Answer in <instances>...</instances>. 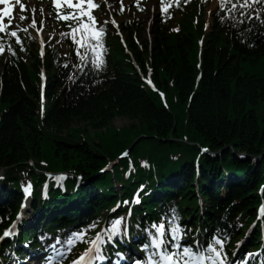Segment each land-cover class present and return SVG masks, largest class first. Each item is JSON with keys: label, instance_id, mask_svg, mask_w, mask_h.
<instances>
[{"label": "trees", "instance_id": "1", "mask_svg": "<svg viewBox=\"0 0 264 264\" xmlns=\"http://www.w3.org/2000/svg\"><path fill=\"white\" fill-rule=\"evenodd\" d=\"M168 11L171 16L162 14L151 40H139L135 33L140 28L126 25L128 49L115 37L102 70L90 66L78 70L68 43L55 44L41 60L34 42L23 45V50L10 42L15 55H0V171L6 170L4 180L14 190L2 191L0 224L15 211L23 172L35 187L44 180L37 169L83 176L87 183L74 196L81 199L83 194L86 202L96 199L98 203H87L93 215L117 199L114 180L123 197L140 184L162 192L157 194L161 201L150 195L142 208H134L132 231L168 209L190 218L198 207V190L208 206L203 217L195 212L191 223L196 226L197 221L205 235L216 228L226 232L230 244L242 235L264 198L258 187L264 183V25L253 17L249 33L247 24L222 23L215 12L206 30L204 6L196 0L172 4ZM149 72L154 90L143 81ZM115 118L131 123L114 128ZM141 136L130 158L114 167V179L110 172L99 173ZM200 146L221 153L211 157L201 153ZM141 160L149 163L147 169L141 168ZM128 163H133L130 171ZM126 169L130 174L124 179ZM223 174L234 183L224 198L219 182ZM210 181L213 188L208 192L203 184ZM34 204L38 208L42 201L36 198ZM55 227L39 217L36 229L28 232L51 233ZM26 233L25 240L37 246V238ZM252 236H258L257 231Z\"/></svg>", "mask_w": 264, "mask_h": 264}, {"label": "snow or ice", "instance_id": "2", "mask_svg": "<svg viewBox=\"0 0 264 264\" xmlns=\"http://www.w3.org/2000/svg\"><path fill=\"white\" fill-rule=\"evenodd\" d=\"M134 2L139 7V0H134ZM183 2L188 3L189 0H183ZM16 3L19 5L21 11L25 10V4L21 0H16ZM52 3L57 13L56 19L69 22L66 24L69 31L62 32L61 36H70L76 46V54L80 60V63L76 67L82 69L83 65L90 63L95 70H102L106 64V45L103 37L106 34L105 25L107 21L101 24L93 15L92 10L99 6L98 0H52ZM173 3L174 0H168L167 4L165 0H160L161 13H166L170 17L171 13L168 11V8ZM0 4L4 5L3 8H0V32H5L8 29L7 25L3 23V18L8 17L9 24L13 22V6L9 0H0ZM262 4H264V0H218L217 15L222 23L231 21L233 27L247 24L248 27L245 31L250 33L254 26L253 17H255V21H258L260 25H264V7H260ZM176 6H179L178 2ZM33 11L35 12V8ZM121 11H123V0H121ZM209 11L211 12V10ZM41 12H43V9H41ZM20 19L23 20L26 17L21 15ZM31 23L32 26L36 25L37 21L35 18ZM39 23L43 24V21L41 20ZM112 23L116 25L114 19ZM205 27H207V24ZM10 35L16 39L17 43H21L17 30H11ZM0 39L3 38L0 37ZM21 50H23L22 45ZM4 51V45L0 44V54H3ZM7 52L10 55H15L10 45L7 47ZM41 55H43V52ZM149 71H151V68H149ZM69 78L71 79V77ZM148 83L152 84L151 79H148ZM163 95L161 93V96ZM48 175L51 176L52 174L49 173ZM63 178L64 174L57 176V182ZM31 187L30 183L24 187L26 194L30 192ZM142 187L143 185H141ZM262 191H264V186H262ZM133 202L139 203L138 195L134 197ZM122 203L128 204L130 202L123 201ZM116 207L118 208L119 204ZM112 211L115 212L116 209L114 208ZM19 218L20 214H18L17 220ZM124 219L121 216L112 218L104 228L95 233V237L92 239H87V232L84 229L74 230L63 240L57 237L49 245L53 255L46 258V264H54V262L62 260L66 253L71 252L72 247L77 242L86 243L88 246L70 264H100V262L108 261H110V264H121V261L126 260V254L121 251H115V259L113 260L111 255L107 253L106 246L114 244L116 238L127 235ZM262 219H264V203L260 205L257 214V220ZM180 220L181 218L177 214L176 209L173 208L169 212L162 214L159 222L154 221L150 224L149 228L144 229L148 236V239L140 245L144 257L134 260L133 264H236V261L229 258V254L225 249L228 239L226 232L217 229L208 237L201 238L197 234L188 241L190 229L183 225ZM15 224L16 221H13L12 226L6 229L3 235H11ZM95 227L97 225L94 222L86 226L87 229ZM197 231L199 232V230ZM2 238L0 237V239ZM58 244L62 245L60 249L56 247ZM234 255L235 253H233ZM254 255L255 253L247 254L249 258Z\"/></svg>", "mask_w": 264, "mask_h": 264}, {"label": "rangeland", "instance_id": "3", "mask_svg": "<svg viewBox=\"0 0 264 264\" xmlns=\"http://www.w3.org/2000/svg\"><path fill=\"white\" fill-rule=\"evenodd\" d=\"M157 0H147L146 4L141 5L140 8L141 10H137L136 5L133 4L134 0H124L123 1V7L126 8L125 13L124 14H120L119 9H120V0H98L99 6L95 12V16L101 21V23L108 21L109 18L111 17V15H113L114 20L116 21V24L120 25V24H124L126 21H141L140 25L142 28V32L140 34L141 39H151V34L149 31H151L150 27L152 26V22H155L157 20V16H158V9L157 7L155 8L154 2H156ZM104 4L101 6V3ZM150 3V4H149ZM101 9H100V8ZM35 8V12L33 11V9ZM44 11V18H45V22L43 24V28L44 32H42V37L46 38L49 34L53 33V34H61L62 33V28L56 26L54 23H52V19L49 15V13L47 11L44 10V8H42ZM28 10L30 13V17L32 15H34L35 13L39 12L38 11V6L34 5L33 3L29 4L28 6ZM209 10H213L212 5L210 4L208 7V13L210 12ZM153 12L154 13V17L152 20H149V13ZM20 16H18V21L20 22ZM209 18V16L207 17V19ZM113 21V19H111V22ZM32 20H30V22H25L22 23L21 22V26L23 28V30L26 29V33H29L31 35H34V29L32 28ZM150 27H149V24ZM144 29V30H143ZM150 29V30H149ZM130 121L128 119L125 118H115L112 121V126L114 128H122V127H126L128 125H130Z\"/></svg>", "mask_w": 264, "mask_h": 264}, {"label": "bare ground", "instance_id": "4", "mask_svg": "<svg viewBox=\"0 0 264 264\" xmlns=\"http://www.w3.org/2000/svg\"><path fill=\"white\" fill-rule=\"evenodd\" d=\"M149 17L150 18H153L154 17V14H152L151 12L149 13ZM164 101H165V99H164Z\"/></svg>", "mask_w": 264, "mask_h": 264}, {"label": "water", "instance_id": "5", "mask_svg": "<svg viewBox=\"0 0 264 264\" xmlns=\"http://www.w3.org/2000/svg\"><path fill=\"white\" fill-rule=\"evenodd\" d=\"M139 139H137L136 141H135V143L138 141Z\"/></svg>", "mask_w": 264, "mask_h": 264}]
</instances>
